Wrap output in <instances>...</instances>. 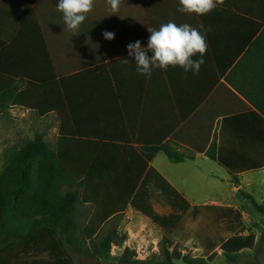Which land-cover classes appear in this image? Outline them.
Listing matches in <instances>:
<instances>
[{
  "label": "crops",
  "instance_id": "1",
  "mask_svg": "<svg viewBox=\"0 0 264 264\" xmlns=\"http://www.w3.org/2000/svg\"><path fill=\"white\" fill-rule=\"evenodd\" d=\"M214 3L201 16L178 11L179 0H120L119 16L111 15L108 0H94L72 32L63 27L57 0H0V88L17 87L18 99L0 111V153L37 134L51 148L68 150L70 166L83 172L80 224L106 215L98 235L117 222L110 231L129 234L118 247L136 248L139 258L162 237V229L128 202L149 167L190 206L208 207L188 210L181 224L201 211L235 231L237 224L218 209L225 207L252 216L264 229V4ZM168 22L189 24L206 35L197 75L179 66L156 69L150 78L136 72L126 45L139 40L146 46L148 28ZM105 31L115 38L105 39ZM160 144L184 159L171 162L157 151L147 161L146 151ZM211 146L230 170L206 155ZM152 194L154 210L170 213L158 191ZM154 230L161 235L154 238ZM181 232L180 242L194 239ZM229 236L193 247L204 251V259L213 253V260H220L219 244Z\"/></svg>",
  "mask_w": 264,
  "mask_h": 264
},
{
  "label": "trees",
  "instance_id": "2",
  "mask_svg": "<svg viewBox=\"0 0 264 264\" xmlns=\"http://www.w3.org/2000/svg\"><path fill=\"white\" fill-rule=\"evenodd\" d=\"M260 1L264 4V0ZM16 91L15 86L0 88V111L10 102L18 101ZM157 151H163L171 162L184 159L169 145L160 144L146 151L147 161ZM205 153L230 170L220 152L214 151L212 146ZM69 160L68 150L51 148L41 134L19 148L3 153L0 169V264H75L73 254L99 260L109 252L117 239L116 231L97 237L106 215L98 221L91 218L85 225L80 224L77 208L85 202L81 190L83 180H80L83 172L80 167L70 166ZM153 190L158 191V200L169 206L170 213L159 214L154 210ZM239 193L249 199L258 212H263L262 206L250 194ZM128 202L162 229V237L157 259L134 260L126 247L120 256V264H176V261L205 264L213 260V253L204 259L191 255L189 251L183 253L178 248L183 237L180 229L182 215L188 210L197 212L208 207L190 206L155 169L149 167L146 170ZM218 209L222 211L223 218L237 224V229L231 230L232 235L219 244L227 260L225 264H230L241 250L253 248L255 235L244 232L239 211L225 207Z\"/></svg>",
  "mask_w": 264,
  "mask_h": 264
},
{
  "label": "clouds",
  "instance_id": "3",
  "mask_svg": "<svg viewBox=\"0 0 264 264\" xmlns=\"http://www.w3.org/2000/svg\"><path fill=\"white\" fill-rule=\"evenodd\" d=\"M93 3L94 0H57V11L63 14V27L76 32L86 20V14L92 10ZM119 4L120 0H108L111 15H119ZM179 4L178 11L201 16L215 7L214 0H179ZM148 31L150 36L146 46L139 40L126 45L127 54L134 58L138 74L150 78L154 70H167L169 66H179L184 72L191 71L193 75L199 73L207 49L206 35L199 28L168 22L158 28H148ZM103 36L111 41L115 38V33L105 31ZM197 53L200 54L199 59H193Z\"/></svg>",
  "mask_w": 264,
  "mask_h": 264
},
{
  "label": "rangeland",
  "instance_id": "4",
  "mask_svg": "<svg viewBox=\"0 0 264 264\" xmlns=\"http://www.w3.org/2000/svg\"><path fill=\"white\" fill-rule=\"evenodd\" d=\"M5 151L7 150H4L2 153H0V157L2 155V161H0V163L2 162V164L3 153ZM1 168L2 166H0V169ZM194 217L195 220L193 218L187 217L184 220V223H180V229L194 238L184 242L179 241L178 248L182 249L183 253L189 251L192 255L203 257L205 255L204 251L201 248L193 247L196 243L200 244L207 241H217L220 236L227 237L232 233L230 230H228V227L226 226L227 224H225L224 221L218 223L211 222V220L207 219V217L201 211L199 213H195ZM241 222L244 224L246 233L249 232L255 235V245L251 250L248 249L240 252L237 255L235 261L230 264H264V229L257 227V222L253 220L252 216L242 215ZM116 223L110 224V227H107L104 231H102L98 237L102 238L110 232L112 227H117ZM216 225L218 227H216ZM116 233L117 239L113 241L109 252L104 258L98 260L101 264H120L119 259L125 249H121L118 246L119 244H123V242L128 239L129 234L127 231L119 228L117 229ZM150 233L152 236H154V238L161 235L160 230H154ZM127 248L130 250L131 258L134 260H154L159 257V245L154 250L153 248H149L147 245L145 250L146 252L142 253L141 258L137 257V253L135 251L136 248ZM73 257L75 263L79 259L83 258L77 254H73ZM222 258L220 260L214 259L212 262H205V264H225L227 260L224 256ZM176 264L183 263L181 261H176Z\"/></svg>",
  "mask_w": 264,
  "mask_h": 264
},
{
  "label": "water",
  "instance_id": "5",
  "mask_svg": "<svg viewBox=\"0 0 264 264\" xmlns=\"http://www.w3.org/2000/svg\"><path fill=\"white\" fill-rule=\"evenodd\" d=\"M75 264H101L98 260L90 258V257H83L79 259Z\"/></svg>",
  "mask_w": 264,
  "mask_h": 264
},
{
  "label": "built area",
  "instance_id": "6",
  "mask_svg": "<svg viewBox=\"0 0 264 264\" xmlns=\"http://www.w3.org/2000/svg\"><path fill=\"white\" fill-rule=\"evenodd\" d=\"M139 249H143L142 247H140Z\"/></svg>",
  "mask_w": 264,
  "mask_h": 264
}]
</instances>
